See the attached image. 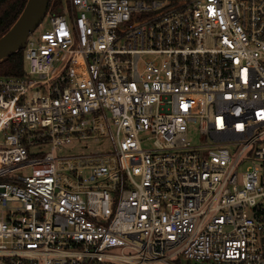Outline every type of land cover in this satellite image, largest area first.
<instances>
[{
	"label": "built area",
	"instance_id": "2783aa9c",
	"mask_svg": "<svg viewBox=\"0 0 264 264\" xmlns=\"http://www.w3.org/2000/svg\"><path fill=\"white\" fill-rule=\"evenodd\" d=\"M22 56L0 264H264V0H50Z\"/></svg>",
	"mask_w": 264,
	"mask_h": 264
},
{
	"label": "water",
	"instance_id": "95a60500",
	"mask_svg": "<svg viewBox=\"0 0 264 264\" xmlns=\"http://www.w3.org/2000/svg\"><path fill=\"white\" fill-rule=\"evenodd\" d=\"M50 0H26V3L8 31L0 37V63L22 51L29 34L40 25Z\"/></svg>",
	"mask_w": 264,
	"mask_h": 264
},
{
	"label": "trees",
	"instance_id": "16d2710c",
	"mask_svg": "<svg viewBox=\"0 0 264 264\" xmlns=\"http://www.w3.org/2000/svg\"><path fill=\"white\" fill-rule=\"evenodd\" d=\"M26 0H0V37L4 35L20 15ZM23 71L22 51L0 63V77H18Z\"/></svg>",
	"mask_w": 264,
	"mask_h": 264
},
{
	"label": "rangeland",
	"instance_id": "374dc122",
	"mask_svg": "<svg viewBox=\"0 0 264 264\" xmlns=\"http://www.w3.org/2000/svg\"><path fill=\"white\" fill-rule=\"evenodd\" d=\"M63 12V5L58 4L55 8L54 14L61 15ZM46 29V27H45ZM26 70V67H24ZM197 123H190L187 129V142L191 147H196L205 142L204 137L199 136ZM144 147H149L150 143L144 144ZM109 144L106 141H100L98 144H94L92 142H72L69 146L64 147L62 151V155H70L75 153H83V152H103L105 150H109ZM246 167V166H245ZM244 168H239V173H241Z\"/></svg>",
	"mask_w": 264,
	"mask_h": 264
}]
</instances>
